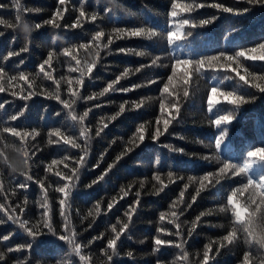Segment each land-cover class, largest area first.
Here are the masks:
<instances>
[{
    "label": "trees",
    "instance_id": "1",
    "mask_svg": "<svg viewBox=\"0 0 264 264\" xmlns=\"http://www.w3.org/2000/svg\"><path fill=\"white\" fill-rule=\"evenodd\" d=\"M176 2L204 6L188 12L178 11L176 17H171L172 0H66L63 5L59 0H20L19 11L13 0H0L3 6L0 7V20L17 25L19 15L33 28L26 39L19 26L0 24L3 33L0 35V66L9 76L18 77L19 71L29 77L36 76L31 89L18 78L11 87L5 80L6 90L0 92V104L4 106L0 109V123L20 131L38 133L35 137L29 135L25 138L29 154L25 171L32 176L31 181L10 167L13 161L24 157L6 145L18 148L20 139L4 133L0 142V153H3L0 155V181L3 182L0 220L4 221L0 223V252L4 253L0 264H20L21 261L23 264H85L79 256L70 254L68 244L60 238L70 236L72 232L76 233V242L82 246L81 255L87 258V264H173V261L177 264H205V245H209L206 264H245L246 251L252 253L249 264H264V250L258 252L259 245L246 244V233L237 232L232 243L222 239L231 230L233 216L231 211H219L221 207L246 205L248 211L259 212L260 197H254L244 185L248 178L256 182L264 177V153L248 156V152H255L258 147L264 149V92L260 91L264 88V60H249L247 56L253 54L251 49H258V45L264 43V6L248 5L244 0ZM213 4L234 5V10L225 13L212 7ZM82 7L85 11L83 17L80 16ZM247 7L250 10L243 12ZM57 12L62 15L54 19ZM93 12L98 17L95 21L90 19ZM213 16L216 18L212 19ZM184 19H188L189 24L180 27ZM49 20L60 26L46 24L45 21ZM201 20L211 22L200 25ZM73 23L80 26L71 28ZM37 24L41 27L35 28ZM113 28L125 31L118 35ZM136 28H142L144 32L140 36L127 34ZM96 31L104 32L100 40V56L92 73L85 75L83 84L76 85L80 72L70 71V68L78 67L72 55L81 61V66L90 61L89 51L94 46L92 37ZM149 31L156 34L149 37L146 34ZM169 31H179L182 39L173 37L170 44ZM80 44L89 45V49L80 48ZM104 44L108 47L103 48ZM73 45L76 47L71 53L63 55L64 49ZM25 46L28 50L21 51ZM49 51L55 54V58L51 66L44 64V70L40 71ZM239 51L246 55L234 61L220 57L221 52L235 57ZM9 52L18 55L8 56ZM138 52L145 55L139 56ZM255 54L259 55V49ZM212 56L219 57L214 64H231L232 67H205L197 72L194 64L177 63ZM45 73H50L52 78L46 79ZM169 76L173 77L171 82ZM240 76L245 80H240ZM69 79L73 81V90L81 97L74 106L76 115L88 111L84 127L91 139L79 179L75 180L76 187L63 209L70 220V228L66 230L60 205L65 197L56 189L71 183L67 177L72 175L71 169L77 167L82 152L80 148L71 147L70 143L65 144L62 137L49 133L60 129L82 148L85 140L80 136V124L67 116L68 110L63 104L48 99L43 93L56 88L53 81H60L61 99H69ZM109 84L114 90L110 89L105 96L86 99ZM165 84L169 89L167 93L162 91ZM213 87L217 89L216 94L212 93ZM32 91L37 94L26 101L20 99ZM209 96H212L211 109ZM238 96H243L246 102L241 103ZM161 99L168 108L167 112L160 109ZM134 103L140 107H134ZM120 104H124L125 111L110 120L109 117L119 111ZM21 109L24 114L11 120L10 117ZM221 115L231 119L218 125L215 120ZM165 120L169 121L167 129ZM140 125L144 127L138 132ZM98 128L101 130L99 136L96 135ZM158 131L162 135H157ZM141 133L143 141L139 139ZM221 133L224 137L216 146V138ZM49 139L58 142L49 144ZM130 139L135 146L128 144ZM231 140L236 141L238 148L227 145ZM167 145H171V149ZM129 147L132 151H127ZM217 155L219 161L215 159ZM65 156L67 160H64ZM117 156H120L119 160ZM53 160L58 163L52 165ZM224 163L233 165L235 170L229 167L221 172ZM110 164L113 165L111 169L108 168ZM50 165L51 170H46ZM246 166L247 173H241L240 169ZM57 172L65 179L56 175ZM169 172L173 174L171 181ZM101 175L103 180L98 179ZM156 175L159 180L153 178ZM190 176L195 178L194 183L189 182ZM94 180L95 184L92 183ZM141 181H144L143 188L140 187ZM21 183L27 187H19ZM158 188L162 191L153 194ZM45 194L49 206L47 219L55 234L43 226L45 209L41 205ZM229 195H233L232 206L227 202ZM90 211L95 214V219L88 216ZM248 211L244 213L245 218ZM129 212L131 220L125 215ZM173 212L177 213L178 219L172 216ZM161 213H164L163 220L160 219ZM201 213L205 215L201 216ZM9 216L18 217L20 222L27 221L25 227L28 229L37 225L39 234L35 241ZM194 221L196 227L192 229ZM125 223L129 227L120 233L117 254L109 261L105 255V252L112 253L108 241L116 237V232ZM177 223L180 224L179 236L175 235ZM158 227L162 231L157 232ZM189 229H192L191 235ZM5 236L7 240H4ZM156 238L170 243L157 246ZM29 243L31 247H27ZM181 243L183 252L176 247ZM154 248L157 250L153 251ZM128 252L132 253L131 257ZM184 252L188 254L187 260L180 259Z\"/></svg>",
    "mask_w": 264,
    "mask_h": 264
},
{
    "label": "snow or ice",
    "instance_id": "2",
    "mask_svg": "<svg viewBox=\"0 0 264 264\" xmlns=\"http://www.w3.org/2000/svg\"><path fill=\"white\" fill-rule=\"evenodd\" d=\"M244 2L247 3L248 5H252V6H255V5L264 6V0H244ZM65 3H66V0H59V4L63 5ZM13 4L17 8V10L19 11L20 8H21L20 0H13ZM202 6H204V5L181 4V3L176 2V0H172V9L173 10L169 13V15L171 17H176L177 14H178V11L179 12H188V11L192 10L193 8H195V7H202ZM0 7H3V6L0 5ZM212 7H215V8H217L220 11L225 12V13L232 12L234 10V5L226 7L223 4H213ZM248 10H250V9L247 7V8H243L242 11L246 12ZM105 11H109V9H105ZM60 15H62V13H60V12L54 13V19L57 18ZM80 16L81 17L85 16V11L83 10V7L80 10ZM97 18H98L97 17V13H95V12H93L91 14V16H90V19L92 21L97 20ZM215 18H216L215 16L212 17V19H215ZM16 19H17V22H18L17 25H11L5 20H0V24H4L5 27H17L20 24H24L26 28L28 27L29 24L27 22H24L19 15H17ZM210 22H211V20H201V21H199V24L200 25H205V24H208ZM45 23L46 24H53L54 27H59L60 26L59 24H55L53 20L45 21ZM188 24H189V20L188 19H184V20H182L180 22V27H183L184 25H188ZM79 26H80L79 23H73L70 27L71 28H77ZM40 27L41 26L39 24L35 25V28H40ZM30 31L32 32L33 28H31ZM112 31L119 35L121 32H124L125 29L113 28ZM143 32H144V29L136 28V29L129 30L127 34L131 35V36H140ZM146 34L149 37H151V36H154L156 33L149 31ZM0 35H3V33L0 32ZM103 35H104L103 31H96L94 36L92 37V42H93L94 46L91 47V49L89 51V56L91 57L90 61H85L84 64L81 66V61L79 59H77V57L74 54L72 55V59L76 60V63L78 65V67L70 68V71H72V72L79 71L80 72V77L75 80V84L76 85L83 84L85 75L92 73L93 67L97 64V57L100 56V48H101L100 40H101V37ZM173 37H175L176 40L182 39V35H181V33L179 31H177L175 33H173L172 31H169L168 32V42L170 44L173 41ZM111 42H112L111 41V37H109V43H111ZM75 47H76V45H73V46H71V48L64 49L63 55H66V56L69 55L71 53V49L75 48ZM79 47L82 48V49H89V45H86V44H80ZM102 47L103 48H107L108 45L104 44ZM258 49H259V55H256L255 53H257ZM258 49L257 48L251 49V52L253 54L252 55H248L247 59H249V60H264V43L259 44L258 45ZM27 50H28L27 46H25L24 48L21 49V51H27ZM121 51H123V49H121ZM12 55H18V54L17 53H12V52L8 53V56H12ZM137 55L144 56L145 53L144 52H138ZM245 55H246V53L244 51L236 52L235 57L234 56H230V55H226L224 52L220 53V57H223L226 61H234L237 57H244ZM54 58H55V54L53 52L49 51L48 59L44 60L43 64L40 65V71L44 70V68H43L44 64H47V65L51 66V62H52V60ZM4 59L7 60L8 57H5ZM218 59H219V57L212 56V57H206L205 59H201V60L195 61V62L190 61V60H183V61H177V63H183L186 66L189 65V64H194V70L197 71V72H199L201 69H203L205 67H207V68L221 67V68H226V69H230L232 67L231 64H221V65L214 64V62L217 61ZM20 63L23 64L24 63L23 60H21ZM153 63H155V61H153ZM173 72H175V65H173ZM36 75H39V73H37ZM185 75H187V73H185ZM17 78L19 80L25 81V83L28 84V87L30 89L34 87L36 76L29 77V75H26L25 72H23V71H19L18 77L16 75L9 76L8 72L5 70V68L3 66H0V92H3V91L6 90L5 89V80H7L8 86L11 87L12 86V82L17 80ZM45 78L46 79H51L52 78L51 74L50 73H45ZM213 78H215V77H213ZM226 78L230 79V77H226ZM117 79H119V77H117ZM168 79H169V82H171L173 77L169 76ZM240 80H245L244 76H240ZM53 83L56 84V88L54 90H52V91H46L43 94L48 99H55V100L59 101L61 104H63L64 108L68 110L67 111V116L72 121L77 122V123L80 124V126H81L80 136L82 138H84V140H85V146L82 148L81 145L79 143H77L75 139L70 138L68 136H65L60 131V129H54V130L50 131V133H49L50 136L54 135V136H57V137H62L65 144H69L70 143L71 147L80 148L81 152H82V155H81L80 159L77 161V167L71 169L72 175L67 177V179L69 181H71V183L70 184L69 183H65L62 187H58L56 189L57 192L62 193L64 195V197H65V199L60 201V205H61V215L64 216L65 228L67 230V229L70 228V220L65 215L63 209H64L65 205L68 202V197L70 196V194L72 192V189L76 187L75 180L79 179L80 168H81V166L84 163V158L88 155L87 145H88L89 140L91 138H90V136L88 134V129L86 127H84V121H85V118L88 116V111H85L83 113V115H80V116L76 115V110H75L74 106L76 105L77 100L80 99L81 97L78 95V91H74L73 90V87H72L73 81L71 79H69L67 81V83H68V91L70 93V97L67 100L61 99L60 81H53ZM185 83H187V81H185ZM245 83H247V81H245ZM257 87H259V86H257ZM110 89L114 90L112 84H109L102 91H100L98 93H94L92 96L86 97V99L87 100H92L94 97H97V98L98 97H103V96H105L106 93L109 92ZM214 89H215V91H213ZM168 90H169L168 89V85L165 84V86L162 89V91L167 93ZM21 91H24V89H21ZM124 91H127V89H124ZM260 91L264 92V88H260ZM216 92H217V89L215 87H213L212 88V93L216 94ZM36 94H37L36 92L32 91V92H29L28 95L20 96V99L26 101V100L30 99L31 96L36 95ZM13 95H17V93H13ZM185 95H187V92H185ZM227 96H232V93H227ZM237 99H239L241 103L246 102L244 100L243 96H238ZM208 100H209V109H211L212 108V96H209ZM125 103H127V101H125ZM97 106H99V105H97ZM133 106L134 107H140V104L134 103ZM3 107L4 106L2 104H0V109H2ZM25 107H27V105H25ZM173 107H175V105H173ZM160 109H161L162 112H167L168 111V108L165 107L163 99H161V102H160ZM124 111H125L124 104H120L119 111L116 112V114L114 116L109 117V119L110 120H115ZM23 114H24L23 109H21V111L17 115H12L10 117V119L14 121V120L17 119L18 115L22 116ZM230 119H231L230 116L221 115V116H219V118L217 120H215V123L219 125L222 121H229ZM168 123H169V121H167V120L164 121L165 129H167ZM105 127H107V125H105ZM143 127H144V125H140V127L137 129V131L139 132L141 129H143ZM100 132H101V130L98 128L97 131H96V135L99 136ZM4 133H8V134H10L13 137H17L21 141V145L18 148L15 147L12 144H7L6 145V147L11 148L13 151L17 152L20 156L24 157L23 160H16V161H13L10 164V167L12 168V171L13 172H20L21 175L26 177V180L31 181L32 180V176L27 175V172L25 171V169H27V167H28V156H29L28 151H27V149L25 147V138L28 137L29 135H31L32 137H35L38 133H36L35 131H33L31 133H29L27 131H20L16 127L8 126L6 123H0V142L3 141V134ZM157 135H162V133H160L158 131ZM223 137H224V134L221 133L216 138V146H219L221 144ZM139 139L141 141L144 140V136H143L142 133L140 134ZM153 139H155V136L153 137ZM56 142H58V141H53L51 139H49V141H48L49 144L56 143ZM128 144L135 146L134 145V141L132 139H130L128 141ZM166 147L171 149V145H167ZM127 151H132V148L129 147L127 149ZM260 153H264V149L258 147V148L255 149V152H251V151L248 152V156L252 157V156H255V155L260 154ZM123 154H126V153H122V155ZM0 155H3V153H0ZM6 159L7 158L5 157V160ZM67 159H68V157L65 156L64 160H67ZM116 159L119 160L120 156H117ZM215 159H217L219 161L220 157L217 155L215 157ZM57 163H58V161H56V160L52 161V165H55ZM52 165H50L48 167V169H46V170H51ZM65 167H67V165H65ZM112 167H113V165H111V164L108 165L109 169H111ZM229 167H233L234 168L233 165H230L228 163H224L223 168L221 169V172L227 170ZM234 170H235V168H234ZM240 172L241 173H247V166L244 167V168H241ZM56 175L60 176L61 179H65L64 175H62L59 172H57ZM172 176H173L172 172H169L168 173V178H169L170 181L172 180ZM153 178L155 180H159L160 179V177L158 175L154 176ZM98 179L103 180L104 176L101 175L100 177H98ZM204 179H207V177H205ZM188 180H189L190 183H194L195 182V178L191 177V176L188 177ZM92 183L95 184L96 181L94 180ZM187 186L188 185L186 184L185 188H187ZM19 187L26 188L27 184L21 183V184H19ZM88 187H91V185H88ZM140 187L141 188L144 187V181L140 182ZM244 188L248 189L251 192H253L254 193V197H255V195H258L260 197V202L257 205V208L259 209V212L256 211V210L248 211L246 205H240V206H236V207H227V208L226 207H221L219 209L220 212L231 211L232 212V216H233V223H232V226H231V230L222 239L225 240V241H228L229 243H232L233 240L236 237L237 232L246 233L247 235L245 237V243L249 244V245H252V244L259 245V248L257 249V251L259 252L260 250H264V208L261 207V205H264V177H260V179L257 180L256 182H254L253 179L248 178L247 184L244 185ZM257 188H259V192L258 193L256 192ZM2 190H3V182L0 181V191H2ZM121 191H123V189H121ZM159 191H162V188L156 189V191L153 194H156ZM237 191H241V190H237ZM124 194L127 195L128 193L125 192ZM136 195L139 196L140 193L137 192ZM193 199H195V197H193ZM227 202H228L229 206L233 205V203H234L233 195H229L227 197ZM41 206L45 209V211L43 213V218H44L43 219V226L45 228H47L50 233L55 234L53 232V228H52L51 224L48 222V219H47V217L49 215V206H48V201H47V195L46 194H45V197H44V202H43V204ZM111 207H112V205L109 204V208H111ZM21 211H23V208H21ZM98 211H99V204L96 205V212L98 213ZM133 211H134V209H133ZM245 211H248L247 218H245V215H244ZM208 214H211V213H208ZM125 215H127L129 220H131V213L130 212L129 213H125ZM200 215L203 216V215H205V213H201ZM88 216H92L93 219H95V214L93 212H91V211L88 213ZM172 216L176 217L178 219L177 213L173 212ZM9 219L12 220L13 223H18L19 227L21 229H24L29 236L33 237V240L35 241V236L37 234H39V228L37 227V225H35V224L32 225V229L36 230L34 232L32 229H28V228L25 227L26 224H27V221L20 222L19 218L18 217H14V216H9ZM160 219L161 220L164 219V213L160 214ZM198 219H199V217H197V220ZM0 223H4V221L0 220ZM118 223H119V221H118ZM169 223H174V221L173 220H169ZM175 226L178 229V231L175 233V235L179 236L180 235V231H179L180 224L177 223ZM128 227H129V225L127 223H125L123 225V227H121L119 229V232H116V237L113 238V239H109L108 247L110 249H112V253L108 254L107 252H105V255L107 256L109 261H111L113 256H115L117 254V252H116L117 240L120 237V233L124 232L125 229H127ZM195 227H196V223L194 221L193 224H192V229H194ZM221 227H223V225H221ZM192 229H189V235H191ZM113 231H116V229L113 228ZM160 231H162V229L158 227L157 228V232H160ZM60 238L62 240H64V241H66V243L68 244L69 250H70V254L74 253L76 256L80 257L81 261H84L85 264H87V258L85 256L81 255V247L82 246L76 242V233L75 232H72V234L70 236L65 235V236H61ZM7 239H8V237L5 236L4 240H7ZM140 242L143 243V241H140ZM89 243H91V241ZM167 243H170V241H165V240H162L160 238H156L155 239V244L157 246L162 245V244H167ZM31 246H32L31 243H29L27 245V247H31ZM176 247L180 248L181 251L183 252V243L177 244ZM205 249L206 250L204 252V261H205V264H206L207 260L209 259V256H208L209 245H205ZM17 250H19V249H17ZM156 250L157 249H155V248L153 249V251H156ZM9 251H12V249H9ZM216 251L218 252L219 249H216ZM127 255L129 257H131L132 253L128 252ZM187 255L188 254L186 252H184L183 257H181L180 259L181 260H187ZM3 259H4V253L0 252V260H3ZM251 259H252V253L246 251L244 253L245 264H249V261ZM20 264H23V261H21ZM173 264H177V261H173Z\"/></svg>",
    "mask_w": 264,
    "mask_h": 264
},
{
    "label": "clouds",
    "instance_id": "3",
    "mask_svg": "<svg viewBox=\"0 0 264 264\" xmlns=\"http://www.w3.org/2000/svg\"><path fill=\"white\" fill-rule=\"evenodd\" d=\"M31 28H32V27H31L30 25H28L27 28L25 27L24 24L19 25V29H20L21 33L25 36V38H27L28 36H30V34H31L30 29H31ZM213 91H215V89H214ZM227 145H228V146H232V147H234V148H238V147H237V144H236V141H232V140H231V141L227 142ZM248 166H249V165H248Z\"/></svg>",
    "mask_w": 264,
    "mask_h": 264
},
{
    "label": "bare ground",
    "instance_id": "4",
    "mask_svg": "<svg viewBox=\"0 0 264 264\" xmlns=\"http://www.w3.org/2000/svg\"><path fill=\"white\" fill-rule=\"evenodd\" d=\"M81 100V99H80Z\"/></svg>",
    "mask_w": 264,
    "mask_h": 264
}]
</instances>
